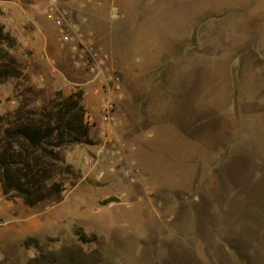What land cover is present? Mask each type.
Wrapping results in <instances>:
<instances>
[{
    "label": "rangeland",
    "instance_id": "374dc122",
    "mask_svg": "<svg viewBox=\"0 0 264 264\" xmlns=\"http://www.w3.org/2000/svg\"><path fill=\"white\" fill-rule=\"evenodd\" d=\"M42 1L44 12L51 0ZM56 1L69 18V8L62 5L67 0ZM140 2L95 0V6L129 13ZM233 3V8L225 10ZM4 4L6 0H0L4 22L20 43L14 55L22 76L0 85V115L25 99L41 106L68 85L67 93L91 88L83 73L68 75L63 83L56 75L42 76L44 69L38 66L26 72L31 66L25 60L27 50L13 31L26 22L22 16L17 23L8 21ZM215 6L225 11L211 15L210 7ZM194 11L204 17L195 18L188 48L178 59L179 69L168 70L173 78L161 105L164 131L143 124V132L155 136L152 133L154 137L137 150L131 148L129 160L123 154L129 147L123 145L121 134L93 163L88 164V158L96 147L69 149L67 160L81 169L83 177L76 185L68 184L59 202L32 208L20 198H6L0 188V264H26L40 252L55 259L46 264H264V0H161L148 13L151 37H163L160 42L166 43ZM202 23L214 29L200 30ZM114 26L116 31L111 24L108 36L98 32L90 44L93 50L107 53L102 47L106 46L112 51L111 59L101 65L107 81L96 77L93 63L84 61L78 67L95 68L90 75L103 93L120 85L123 96H114V113L124 105L127 129L123 135L131 136L124 92L125 82L129 84L127 57L138 60L140 53L113 39L122 35L118 24ZM96 27L99 30V24ZM176 51L168 49L166 54L173 56ZM231 83L233 111L210 116L211 123L220 117L222 131L232 129L228 143L184 138L187 124L200 123L206 111L211 113L223 104ZM176 121L179 129L172 127ZM101 146L100 142L97 147ZM134 160L150 171V178ZM77 226L95 240L82 242L75 233ZM29 236L37 237L41 246L26 247L24 240Z\"/></svg>",
    "mask_w": 264,
    "mask_h": 264
},
{
    "label": "crops",
    "instance_id": "0c3cea01",
    "mask_svg": "<svg viewBox=\"0 0 264 264\" xmlns=\"http://www.w3.org/2000/svg\"><path fill=\"white\" fill-rule=\"evenodd\" d=\"M91 1L92 0L63 1L62 5L69 8L70 16L68 18L66 16L68 13L59 7L58 13L62 16L61 26H58V24L55 23V18L47 14L45 9L43 12L42 3H44V1L42 0H6V4H4L2 8L6 10L7 17H9L8 21L13 24L19 22L18 20L21 16L23 21L26 22L25 25H22L16 31L13 30L16 34L22 37V40L20 39V41H22L23 46L27 50L25 55L27 57H25V60L31 66L27 67L26 72L32 71V69H35L38 66L40 69H44V72L41 73L42 76L46 77L49 74L54 76L56 75L58 80L63 83L67 80L66 77L68 75L73 78L77 77L78 74L81 75V73H83L86 85L91 86L89 90H85L84 94V104L88 110V119L93 125L91 135L102 144L101 148H98V145L93 146L96 147L95 152L101 156L102 152L104 153L106 150H104L103 147H106L107 144L111 143L112 139L116 140V135L121 134L123 142L120 140L118 141L120 143L122 142L123 145L125 144V147H129L125 149L123 148V154H126V159L129 160V154L133 150H130L131 148H135L137 150L140 144H144L145 142L147 143L148 139H152L155 136L154 132H152L154 133V136L149 131L144 133L141 128L143 124L147 129H150L151 127L150 130L156 129L158 132L164 131H161L164 125H166L164 114L161 115L160 113L162 108L161 105L164 103L163 99L165 98V91L169 88L168 83L171 77L173 78L172 74L169 73L168 70L172 68L173 71L176 72V70L179 69V66L177 65L178 59L185 53V49L188 48L187 42L190 41L188 39L190 37V32L193 31L196 25L195 18L198 17L199 20L200 17L204 16L199 15L197 14L198 12L194 11V13L190 15V21H186V23L183 22L181 27L173 30L174 32L176 31V34L174 33V37H172V35L168 37V41L171 40L173 42H171V44H167L168 41L166 43L160 42L163 37H151L148 29V13L155 8L158 3H161V0H141L139 6L133 4L129 13H127L124 9L121 10L116 7L118 12V16L116 17L112 16V11L110 12L109 9H105L99 5L96 7L95 0H93L92 3ZM86 5L88 6L87 8ZM233 7L234 3L233 5L226 7L227 9L225 10ZM214 10L216 12L215 14H213ZM225 10H222L221 6H215L210 7L209 13L211 15H220ZM141 17H146L147 20L143 21ZM138 23L142 25V29L140 30ZM97 24H99V30H97ZM111 24L113 26V31L115 30L114 25L118 24L120 27L119 31L122 35L119 34V38L110 37L125 47H130L131 49L136 48L138 53H140V55H138V60H134L129 55L127 57L129 62V84L125 82L124 92L130 107L129 124L131 127L130 131L132 132L131 136L123 135V131L127 129V120L123 115L125 113L122 108L124 105L121 106V110L114 113L115 121L112 126L106 127L100 112V103L106 92L103 93L102 90L96 87L98 83L95 84L93 76L90 75V73L93 75L91 66L87 67V71L83 66V69L78 67L80 64L78 53L80 52L84 53L85 60L93 63L88 54V49L91 48L90 44L94 43L95 38L98 36V32L101 35L105 34L108 36ZM203 25V23L200 24V30L210 27ZM210 28L214 29L213 27ZM61 33L68 34L72 41L63 42L58 39V36L61 35ZM200 38L202 39V36ZM146 40L148 41L147 43ZM102 47H104V50L107 52L106 54L108 58L103 60L99 59L96 64L93 63V65H97L94 66L97 70H103L101 65H103L104 62L107 63L112 57L109 56L110 53L112 54V51H110L106 46ZM168 49H177V51L173 54V56H169L166 54ZM203 54L206 53L203 51ZM51 58L56 59L58 63L57 68L50 64L49 59ZM44 65H49V67L47 66L46 71ZM231 87L232 83L223 104L218 105L216 109H212L211 113L206 111L207 114L200 119V123L198 122L193 125L189 123L185 126L184 133L182 132L184 138L186 136L198 138L207 137L210 138V142H213L214 144L220 143L226 145L228 143V136L230 135L232 129L228 131L225 128V130L222 131L221 121L219 122L220 117L218 116V118L211 123L210 116L216 112H220L219 115L223 113L227 115V113L233 111L234 94ZM66 88L69 89V85L61 89H64L67 93ZM107 92L111 93L112 96H116V94L117 97L118 94L123 96V93H120L119 90H116L115 88L114 91L108 89ZM147 111L149 112L147 113ZM149 113L151 114L149 115ZM202 119L206 123L201 124ZM179 123L180 122L177 123L176 121L172 127L179 129ZM92 131H95L96 135H93ZM96 153H93V156H95ZM134 161L135 165L143 171V174L145 176H149L145 168H141L140 164H138L136 160ZM146 178L149 179L148 177Z\"/></svg>",
    "mask_w": 264,
    "mask_h": 264
},
{
    "label": "trees",
    "instance_id": "16d2710c",
    "mask_svg": "<svg viewBox=\"0 0 264 264\" xmlns=\"http://www.w3.org/2000/svg\"><path fill=\"white\" fill-rule=\"evenodd\" d=\"M5 11L0 8V85L22 76L14 55L20 43L7 28ZM85 91L66 93L56 90L47 103L32 106L25 99L0 115V188L8 199L20 198L29 207L50 201L59 202L68 184L76 185L83 177L81 169L68 162L67 151L78 146L100 143L91 135L93 125L84 104ZM146 172L151 173L148 169ZM82 242H91L82 227H75ZM26 247H40L37 237L25 238ZM55 261L51 254L40 252L26 264Z\"/></svg>",
    "mask_w": 264,
    "mask_h": 264
},
{
    "label": "built area",
    "instance_id": "2783aa9c",
    "mask_svg": "<svg viewBox=\"0 0 264 264\" xmlns=\"http://www.w3.org/2000/svg\"><path fill=\"white\" fill-rule=\"evenodd\" d=\"M45 12L51 16H53V18H55L56 23L58 24V26L62 24V16L58 13L59 12V6L56 0H51L50 4L45 8ZM112 16L116 17L118 16V12L116 9L112 10ZM59 38L61 41L63 42H68L71 39V37L68 34H63L61 33V35H59ZM88 54L89 57L91 58V60L93 61V63H97V61L103 60V59H107L108 56L106 53H103L102 51H97V50H93V48H89L88 49ZM80 60L79 63L84 65V63L88 60H85V56L84 53L80 54ZM85 61V62H84ZM49 62L51 65H53V67H55L56 64V59L51 58L49 59ZM89 63L91 61H88ZM89 65H87L88 67ZM92 70L94 71V67L91 66ZM97 74L96 77L97 78H101V81H107V77L106 75L103 73V70H97ZM100 80L98 81L99 83L101 82ZM102 83V82H101ZM100 85V84H99ZM99 88V87H98ZM100 89V88H99ZM116 90L120 89V85L117 84L115 87ZM122 96L118 94V98H121ZM114 107H115V98L114 96L111 95V93L106 92V94L104 95L101 103H100V112H101V116L103 118L104 123L106 124V127H110L112 126V124L115 121V116H114ZM105 148V146L103 147V149ZM101 153V152H100ZM100 154H95V156H91L90 158H88V164L89 163H93L94 161V157H100Z\"/></svg>",
    "mask_w": 264,
    "mask_h": 264
}]
</instances>
